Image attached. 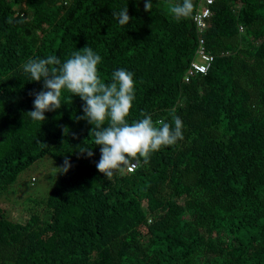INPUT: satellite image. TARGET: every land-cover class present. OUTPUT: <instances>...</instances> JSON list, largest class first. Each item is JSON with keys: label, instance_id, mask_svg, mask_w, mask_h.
Masks as SVG:
<instances>
[{"label": "trees", "instance_id": "obj_1", "mask_svg": "<svg viewBox=\"0 0 264 264\" xmlns=\"http://www.w3.org/2000/svg\"><path fill=\"white\" fill-rule=\"evenodd\" d=\"M147 2L0 0V264H264V0L215 1L202 34L213 63L187 83L199 0ZM85 46L102 81L134 73L129 123L182 121V139L132 172L97 170L79 96L28 115L43 82L23 64ZM44 157L61 168L48 196L14 207L19 175Z\"/></svg>", "mask_w": 264, "mask_h": 264}, {"label": "clouds", "instance_id": "obj_2", "mask_svg": "<svg viewBox=\"0 0 264 264\" xmlns=\"http://www.w3.org/2000/svg\"><path fill=\"white\" fill-rule=\"evenodd\" d=\"M150 0L145 4L150 7ZM187 5V0H185ZM119 23L129 20L127 8L117 13ZM102 57L91 47L74 51L61 62L55 55L31 58L22 68L29 81H42L41 91L34 93L33 110L28 112L34 121H44L45 112L61 106V91L79 96L83 101L82 119L92 125L94 144L99 145L100 158L96 168L106 177L121 167L122 162L142 158L148 162L150 155L164 146L174 145L183 137V125L179 117L173 122H153L151 115H143L129 123L127 117L135 100L134 73L117 68L110 81H102L97 65ZM89 156L93 153L88 151ZM71 164L65 161L66 171Z\"/></svg>", "mask_w": 264, "mask_h": 264}, {"label": "rangeland", "instance_id": "obj_3", "mask_svg": "<svg viewBox=\"0 0 264 264\" xmlns=\"http://www.w3.org/2000/svg\"><path fill=\"white\" fill-rule=\"evenodd\" d=\"M60 167L50 158L44 157L36 161L32 166L24 170L11 191L10 203L16 204L45 199L52 187ZM6 203V201H4Z\"/></svg>", "mask_w": 264, "mask_h": 264}, {"label": "built area", "instance_id": "obj_4", "mask_svg": "<svg viewBox=\"0 0 264 264\" xmlns=\"http://www.w3.org/2000/svg\"><path fill=\"white\" fill-rule=\"evenodd\" d=\"M216 0H199V4L196 12L192 16V21L197 30L198 42L193 59L189 62V65L184 74V82H189L196 75H204L211 67L214 57L208 52L205 41L202 38V34L206 28V21L211 16V6ZM242 30V28H240ZM138 166L136 160L129 161L126 166V172L134 171Z\"/></svg>", "mask_w": 264, "mask_h": 264}]
</instances>
